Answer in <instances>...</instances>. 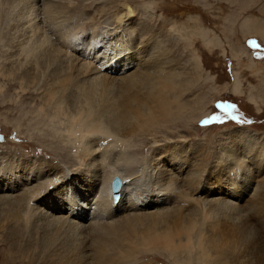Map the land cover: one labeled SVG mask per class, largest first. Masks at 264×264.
<instances>
[{"label":"bare ground","instance_id":"obj_1","mask_svg":"<svg viewBox=\"0 0 264 264\" xmlns=\"http://www.w3.org/2000/svg\"><path fill=\"white\" fill-rule=\"evenodd\" d=\"M195 1L208 6L207 0ZM5 3L11 6L6 5L8 14L14 11L11 37L22 51L9 61L21 64L23 91L48 88L38 91L43 104L37 116L67 122L48 126V147L80 162L72 169L45 157L0 154V229L9 246L51 264H158L141 258L147 252L167 253L177 264H202L213 254L218 258L226 249L233 253L232 248L245 246L250 255L242 253L258 264L253 247L264 242V133L231 130L233 137L224 136L209 166L195 143L168 142L167 135L183 126L167 124L194 110L185 94L203 69L196 50L184 60L172 48L178 39L192 48L193 27L213 48L219 45L216 33L197 15L189 18L192 27L187 20L169 28L167 16L158 17L148 2L142 13L168 29L133 16L136 7L127 8L130 16L119 26L94 19L86 32L64 11L72 0H0ZM81 18L85 23L90 15ZM242 27L264 35V23L252 15L242 18ZM232 52L250 60L246 48L233 44ZM235 74L233 90L241 94ZM16 128L18 135L24 133ZM39 130L27 128L31 136ZM161 133L165 139L157 142ZM147 137L155 145L142 157L133 146L135 139ZM116 175L118 202L112 185Z\"/></svg>","mask_w":264,"mask_h":264},{"label":"rangeland","instance_id":"obj_2","mask_svg":"<svg viewBox=\"0 0 264 264\" xmlns=\"http://www.w3.org/2000/svg\"><path fill=\"white\" fill-rule=\"evenodd\" d=\"M72 1L73 4L70 5L69 8H65L64 11L65 13H70L68 15L72 16V23L80 22L86 32L91 31L94 19H106L107 27H117L123 22L125 18L130 16L126 13L127 8L136 7V12H134L133 16L140 18V20L149 22L150 25L152 27L154 26L156 29L159 28L165 30L168 29V26L170 28L174 22L185 24L187 20L188 25L192 27V23L189 18L190 16L192 17L193 15H197L199 16L200 23L204 28L212 29L214 32H212V34L216 33L218 40L217 43L219 45H215L213 48H208L201 35L195 34L193 30L194 27L190 30V32H192V48L186 47L188 43L186 40L183 41L182 39H178V47L176 49L172 48V54H174L175 57H181L184 60H191L194 55H192L193 49L196 50L201 57L203 69L200 75L194 77L190 81L188 92L185 94L188 100L192 102L194 101V110L192 114L184 118L183 121L170 122L167 124V126H183L180 127V129L174 128L172 133L167 135L169 136L168 142L191 141L195 143L197 149H201L200 152L202 156H207L206 163L209 166V163L214 161V156H216L218 152L216 149L222 144L224 136L233 137V132H231V130L245 129L251 130L253 132L264 133V53L261 52L263 54L260 56L256 55L260 49L248 46L247 37L249 34L247 33L246 35L243 33L242 29L240 28V24H236V18L232 17L240 15L239 18L242 20L245 15L254 14V16H261V14H264V0H252L247 4H244V0H207L206 3L208 6H204V2L200 3L195 0ZM114 1L116 3H114ZM147 2L148 7H156L155 9H157L156 14L158 17L160 15L164 17L167 16L166 18L169 20V24L166 28L162 27L157 21H155L157 17L152 18V21L150 18L145 16V13H142L144 11L143 3ZM66 3L64 5H68V3ZM209 4H213V8H211ZM6 5L10 6V4L8 5L6 3L0 4L1 8H5V11L0 10V154L2 152H7L9 155L17 153L18 156L21 154L23 157H28L27 155L30 157L36 156L37 158L45 157L50 161H53L56 165L62 164L72 169L75 167L79 168L80 162L76 160L69 162L68 157L64 156L65 151H63L64 153L62 152L63 154L56 153L54 150H50L52 148L48 147L52 144V140H49L50 129H48V126H64L63 123L65 122L67 124V122L65 119L61 120L60 123L57 120H54L52 117L46 115L42 117L37 116L36 110L39 105L43 104L42 99L38 97V91L46 89V87L38 86V88L33 87V90L32 88H29L27 91H23V88H26V85L20 77L22 71L21 64L19 61H9L14 56H16V54L22 51H20V47L17 45L18 43L14 41L13 37H11L13 30L16 28L13 17L14 11L12 14H8L7 11H9L11 8L8 9ZM115 6H117L116 13L112 12V9ZM85 14H89L90 18H88V21L84 23L85 20L81 17L85 16ZM234 25H236V27H234ZM237 26L241 30H239ZM224 31L227 34L241 31L246 37L245 39L247 43L241 45H239V41H237V45V43L235 44L234 41L227 40L231 57L227 54L228 51L226 48H224V44H222L221 38L219 36V34H224ZM172 37L173 41L175 42L174 36ZM235 40L238 39L236 38ZM233 44L238 47L242 46V48L245 47L246 49L250 50L251 52L249 58H252L253 60H249L245 57L239 59L238 56H234V53L232 52ZM218 46L222 47L221 52ZM97 48H99V46ZM260 48H264L261 43ZM236 57L238 59H236ZM249 64H252V68L248 66ZM188 66H190L192 69L194 68V66L191 65V61L189 62ZM10 70L17 72L12 76H8L7 74L10 72ZM236 71L239 72L241 78V94L236 93L233 90L235 83L234 81L236 79ZM250 97H253L257 101L258 106L254 101L250 100ZM221 103L235 105L234 108L230 107L232 113L231 117H235V119L225 121L229 110L228 108H220L219 105ZM257 107L261 108V112H258ZM202 111H204V114L199 116ZM213 116H219L220 120H212L207 124L202 123L206 119ZM197 117L200 118L198 119ZM16 126H21L20 129L24 131L22 135H18ZM30 126L41 127V130H39L35 135L31 136L27 132V128ZM163 135L164 134L161 133L159 137H157V142H161L163 139H165ZM41 138L44 139V142ZM153 145H155V143L151 137L137 138L135 139L133 150L137 152L138 155L146 157ZM58 148L60 150L61 146L57 147V149ZM74 151L76 150L72 148V152ZM21 156L20 158H22ZM115 177L119 176L116 175ZM213 194L217 193L215 192ZM215 196L216 195H211L210 197ZM79 207L82 208V205ZM190 208L191 207H189V209L185 208L184 211L189 212L192 210V208L191 210ZM83 224L84 223L81 225ZM86 224L88 225L89 223H85V225ZM2 231L3 230L0 229V264H51V262H47V260L45 261V259L37 253V255L35 253H32L31 255L30 253L26 252L23 253L17 248L10 247L8 242H6L4 239L6 237V232ZM257 237L260 236L257 235L254 239ZM253 248L255 251L259 252L258 259H260V262H258V264H264V242H256ZM232 250L233 253L226 249V254H221L218 256V258L213 254V256L208 258V262L204 261L202 264L251 263V257L250 259L248 257V255H250V250L247 247L236 246L232 248ZM242 251H246L248 255L245 252L242 253ZM219 253H222V250L219 251ZM166 254L147 252L141 256V258H154L156 262H159L158 264H177L176 261L168 257L169 255ZM227 255H229V257ZM239 256H241L240 259L237 258ZM210 259H212V261ZM248 260L249 262H247Z\"/></svg>","mask_w":264,"mask_h":264},{"label":"crops","instance_id":"obj_3","mask_svg":"<svg viewBox=\"0 0 264 264\" xmlns=\"http://www.w3.org/2000/svg\"><path fill=\"white\" fill-rule=\"evenodd\" d=\"M247 16V15H246ZM253 17H254V19L255 20H258L259 22H262V23H264V14H261V16L260 15H255L254 16V14L252 15ZM233 18H236V17H238L239 18V16H232ZM238 18H236V24H240V28L242 29V31H243V33H245L246 35H247V33L249 34V36L247 37V40H248V38H250V37H256V38H258V40H259V43H261L263 46H264V35H262V34H260V33H254V31L253 30H251L250 29V31H246L244 28H242L241 26H242V20H240V18L238 19ZM258 22H256V24H257ZM234 27H236V25H234ZM238 27V26H237ZM254 27V22H252V25H251V27L250 28H253ZM239 27H238V29L239 30H241ZM225 32V31H224ZM241 31L240 32H232V33H229V34H227L226 32L224 33V34H219V36H220V38H221V41H222V44H224L223 46H224V48H226L227 49V54L228 55H230V51H229V46L227 45V40H231V41H234L235 42V44L237 43V41H239V45H241V44H246L247 42H246V37L244 36V34H243ZM238 34V35H237ZM252 35V36H251ZM222 36H224V37H222ZM238 39V40H235V39ZM233 43V42H232ZM237 45H238V43H237ZM219 47V46H218ZM238 47V46H237ZM242 47V46H241ZM245 48V47H244ZM219 49H220V52H221V50H222V47H219ZM248 50V49H247ZM250 51V50H249ZM221 55H223V54H221ZM230 57H231V55H230ZM242 57H245V58H247V56L246 55H241V58ZM236 59H238L237 57H236ZM252 59V58H251ZM250 59V60H251ZM234 60V59H233ZM253 60V59H252ZM246 76V75H245Z\"/></svg>","mask_w":264,"mask_h":264},{"label":"water","instance_id":"obj_4","mask_svg":"<svg viewBox=\"0 0 264 264\" xmlns=\"http://www.w3.org/2000/svg\"><path fill=\"white\" fill-rule=\"evenodd\" d=\"M256 48L262 50V48H260L259 46H257ZM256 55L260 56L261 55V52L258 51L256 53ZM112 185H113V188H114V194H113L114 200H115V202H118L119 199H120V197H121V194L119 192L120 187H121V181H120V179L118 177H115L114 180H113Z\"/></svg>","mask_w":264,"mask_h":264},{"label":"snow or ice","instance_id":"obj_5","mask_svg":"<svg viewBox=\"0 0 264 264\" xmlns=\"http://www.w3.org/2000/svg\"><path fill=\"white\" fill-rule=\"evenodd\" d=\"M249 43L252 44L253 46H255V44H256L255 41H250ZM219 107H220V108H230V107L234 108L235 105H230V104H228V103H221V104L219 105ZM232 118L235 119V117H232ZM212 120H220V117H219V116H213V117H210V118L206 119V120L203 121L202 123L207 124V123L211 122Z\"/></svg>","mask_w":264,"mask_h":264}]
</instances>
